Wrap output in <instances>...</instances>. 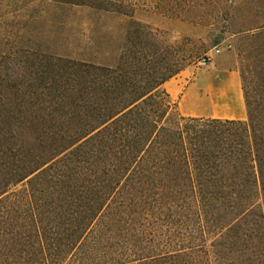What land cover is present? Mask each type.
<instances>
[{
	"label": "trees",
	"instance_id": "16d2710c",
	"mask_svg": "<svg viewBox=\"0 0 264 264\" xmlns=\"http://www.w3.org/2000/svg\"><path fill=\"white\" fill-rule=\"evenodd\" d=\"M127 28L115 67L43 56L44 86L0 92V264H264V88L241 76L245 120L182 116L163 84L184 65Z\"/></svg>",
	"mask_w": 264,
	"mask_h": 264
},
{
	"label": "rangeland",
	"instance_id": "374dc122",
	"mask_svg": "<svg viewBox=\"0 0 264 264\" xmlns=\"http://www.w3.org/2000/svg\"><path fill=\"white\" fill-rule=\"evenodd\" d=\"M127 1L124 11L131 17L51 0H0V92L44 86L43 56L115 67L131 50V19L145 25L162 47L164 72L175 63L197 71L205 58L212 68L236 70L256 92L264 88V0ZM14 228L25 230L21 220ZM9 230L7 216H2L0 231ZM27 260L24 254L8 255L2 263ZM173 264L186 262L178 257Z\"/></svg>",
	"mask_w": 264,
	"mask_h": 264
},
{
	"label": "crops",
	"instance_id": "0c3cea01",
	"mask_svg": "<svg viewBox=\"0 0 264 264\" xmlns=\"http://www.w3.org/2000/svg\"><path fill=\"white\" fill-rule=\"evenodd\" d=\"M163 88L182 116L246 119L241 78L234 69L212 68L208 64L194 72L185 68L167 80Z\"/></svg>",
	"mask_w": 264,
	"mask_h": 264
},
{
	"label": "built area",
	"instance_id": "2783aa9c",
	"mask_svg": "<svg viewBox=\"0 0 264 264\" xmlns=\"http://www.w3.org/2000/svg\"><path fill=\"white\" fill-rule=\"evenodd\" d=\"M198 65L201 66V67H204L207 65V59H202L198 62Z\"/></svg>",
	"mask_w": 264,
	"mask_h": 264
}]
</instances>
